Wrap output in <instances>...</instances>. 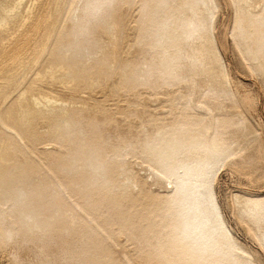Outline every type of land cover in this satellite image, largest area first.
I'll return each mask as SVG.
<instances>
[{
	"label": "rangeland",
	"instance_id": "374dc122",
	"mask_svg": "<svg viewBox=\"0 0 264 264\" xmlns=\"http://www.w3.org/2000/svg\"><path fill=\"white\" fill-rule=\"evenodd\" d=\"M56 1L45 44L0 82V264H264V0ZM24 90L63 103L21 119ZM143 194L167 202L140 226L106 209Z\"/></svg>",
	"mask_w": 264,
	"mask_h": 264
},
{
	"label": "bare ground",
	"instance_id": "6f19581e",
	"mask_svg": "<svg viewBox=\"0 0 264 264\" xmlns=\"http://www.w3.org/2000/svg\"><path fill=\"white\" fill-rule=\"evenodd\" d=\"M8 1H9L8 5L3 9L4 10L3 12H5V14L1 13L2 15H5L6 17L0 18V29L4 28L6 25H8V20H12L15 22V20L18 17H20L21 20L19 22V27L17 30L15 29L14 31H11V33L8 36L6 35V37L0 39V82H2L6 78L4 75L6 74L5 68L7 69L6 65H7L8 61H10L11 63L13 62V63L19 64L22 62V60H24L23 59L24 56H26L30 52L32 53L33 51H35L37 49V47L39 49L40 47H42L45 44V39L43 38V33L46 29H48V28L50 29L51 27H54L56 15H57L56 13H57V10L59 9V6H58L56 0H55L56 2H53V0H32L31 5L29 7H27L26 9H24L23 11H22V9L24 8L23 7L24 0H8ZM157 1L159 3H161L160 0H157ZM174 1H177V0H170V2H174ZM65 2H67V0H65ZM152 3H153V0H143V5L145 7H148L150 9V12H154V8L151 7ZM102 4L103 3L95 2V0H87V3L85 5L84 9H87V8L92 9L95 6L96 7L97 6L102 7L103 6ZM195 7H196V5H195ZM70 8L71 7L69 6V9ZM63 9H64V7H63ZM61 14L62 13H60V15ZM92 15L95 16L96 14L93 13ZM211 15H213L212 12H210V16ZM59 19H60V17H59ZM5 29L7 30V28H5ZM261 32L264 33V31H261ZM178 33L179 32L168 33V30L164 31V32L161 31V32L155 34L154 38L159 37V36L163 37V36L167 35L168 43L176 44L177 42H180V40H181ZM207 35H208V37H207L206 44H208V46L213 47L214 43H217V41H216L215 37L210 36L209 32L207 33ZM45 37H47V36H45ZM51 39H52V35H51ZM47 46H48V44H47ZM43 55H44V53H43ZM49 68H50V66H49ZM20 75H21V73H20ZM154 77L157 81L160 79L158 74H156V76H154ZM32 80H34V77ZM42 82H43L42 79H40L39 83H42ZM53 83L57 84V86H61L60 88L66 94L67 93H79L81 91L80 87H82L80 85L65 81L64 78L61 76H58L57 78H55V81H53ZM1 84H4V83L2 82ZM30 85H32V84H30ZM43 91L46 92L45 89ZM24 93H25V90L22 94H19V96L21 95L23 97L22 108L24 110V113L22 116H20L21 119L29 117L33 120H43L46 117V114H45L46 111H44L45 109L43 110L42 108H46L48 110L49 109L48 107H50L51 103L56 102V101H60L61 104L63 103V101L60 100L59 96H56V95L52 94L51 92H50L51 93V95H50L49 92L48 93H41V92L35 93L33 91H30V92L27 91V94L28 93L29 94L28 95L26 94L25 98H24V95H25ZM89 94H91V93H89ZM21 96H20V98H22ZM18 99H19V97H18ZM79 102H82V101L79 100ZM80 105H81V103H80ZM82 106L84 107V105H82ZM89 109H90V107H89ZM89 109H85V108L83 109V112L86 114L85 115L86 117H88L87 113L90 112ZM50 112H52V111L50 110ZM118 112H120V111H118ZM17 113L18 112H16V114ZM8 115H10V114H8ZM64 124L68 125V121L65 120ZM100 127L101 126L99 125V122L95 123V126H94L95 129H98ZM48 129H49V127H48ZM143 190H144V185L140 184L139 185V191L143 193ZM187 193H188V191H186L184 189H182L180 191L181 196H184ZM169 197H172V194ZM204 197H205V200L207 201V203L210 205L211 209H209V208L208 209H209L210 213L212 214L213 219H216L218 222V228L217 229L222 234H224L225 237H228V233L225 229V223H224V221L220 215V212L218 210L219 208L217 207L215 199L213 198L212 194H210V191H208L206 196H204ZM120 198L122 201L120 200ZM124 198H126V199H124ZM109 199H110V204H108L106 206V209L108 207V208L117 210L116 213H113L114 219L117 222H121L124 225H131L133 222L138 223L141 221L140 224H138L139 226L142 225L143 222L149 220V217L156 212V209H154V208L152 209L151 207H155L159 202H163V203L167 202V201H162L163 199L159 195L158 196L153 195L151 197H146L144 194L139 199H136V198L131 197V196H118V195H113L111 197L109 196ZM143 200H146V202H147V209L145 211L139 212L136 216H134V212L130 211L132 205L137 203V201L144 202ZM121 202L123 204H127L128 210L130 211V213L127 210L124 211V209H122L120 207ZM185 203H186L185 201L182 202L180 204V207H183L185 205ZM130 215H131V217H130ZM125 222H128V223H125Z\"/></svg>",
	"mask_w": 264,
	"mask_h": 264
}]
</instances>
